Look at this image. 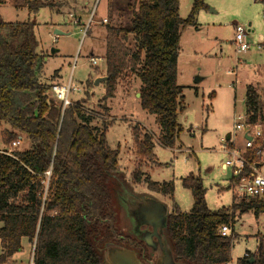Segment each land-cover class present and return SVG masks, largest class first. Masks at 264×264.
Masks as SVG:
<instances>
[{
    "label": "trees",
    "instance_id": "1",
    "mask_svg": "<svg viewBox=\"0 0 264 264\" xmlns=\"http://www.w3.org/2000/svg\"><path fill=\"white\" fill-rule=\"evenodd\" d=\"M5 2L0 0V5ZM56 2L14 0V5L34 15L43 8L55 9ZM205 8V0H195L190 16L183 20L179 0H135L129 5L130 20L125 25L113 23L115 11L111 10L110 22L104 25L108 80L98 111L92 113L87 112V91L65 109L51 97L53 80L60 78V72L55 71L50 82L42 80L35 24L30 20L7 23L0 16V122L13 130L3 136L9 148L0 151V264L23 251L24 239L35 244V264H101L110 243L136 251L144 264H154L145 242L117 226L111 189L124 194L120 152L108 145L110 125L105 123L99 130L92 125V115L108 113L106 103L114 99L119 81L132 76L141 82L142 109L156 117L159 142L175 148L183 131L178 115L185 110L183 87L177 83L181 35L187 27L196 26V16ZM246 116L250 124L264 125L259 96L252 87L246 92ZM132 133L137 159L132 169L134 182L146 183L150 191L173 198V183L142 180L141 170L156 158L154 136L142 134L139 126ZM21 135L30 148L13 150ZM246 159L256 161L254 152L248 150ZM182 183L192 193L193 208L184 213L175 205L164 227L175 262L230 264L232 237H222L220 229H233L236 213L264 214V198L237 200L234 196L230 208L211 211L200 176L190 174ZM237 264H264L263 241L256 256L239 259Z\"/></svg>",
    "mask_w": 264,
    "mask_h": 264
},
{
    "label": "rangeland",
    "instance_id": "2",
    "mask_svg": "<svg viewBox=\"0 0 264 264\" xmlns=\"http://www.w3.org/2000/svg\"><path fill=\"white\" fill-rule=\"evenodd\" d=\"M85 1L57 0L59 6L55 9L43 8L33 15L27 9H16L14 0H6L0 5V16L7 23L30 20L35 24L37 54L43 61L42 80L52 81L54 72L59 71L63 85L71 80L73 85L84 86L83 92L75 94L73 99L85 97L87 91L90 95L87 112L92 113L98 111L106 88L105 82L94 86L96 79L106 77L105 62L99 63L98 67H92L89 62L91 56H105L106 24L103 20L107 18L109 23V15L114 10L113 23L128 24V8L135 0H88L87 6ZM194 1L179 0V15L183 20L190 16ZM205 4L207 8L196 16V26L187 27L181 35L177 83L183 87L185 110L178 115L183 131L175 148L159 142L161 136L156 117L142 109L136 95L141 82L132 76L119 81L114 99L106 103L110 107L108 113L99 111L100 115H92V125L99 130L105 123L110 125L106 139L111 149L120 152L119 171L124 187L138 198L121 194L117 188L111 189L117 226L127 235L144 241L154 261L160 254V244L153 236V227L144 218L149 205L142 200L161 202L167 214L173 212L175 205L181 212L189 213L194 199L182 180L194 174L203 180L207 190L206 203L211 211L230 208L234 196L237 200L244 196L236 195L230 188L232 171L230 168L224 171L223 164L237 150L246 158L248 150H243L244 134L237 131L235 125L247 118L246 92L249 87L259 96L264 118V0H205ZM234 25L247 31L250 43L247 52H238L236 48ZM56 30L64 35H55ZM53 50L58 52L53 53ZM198 78H201L200 82H196ZM57 80H53L55 84ZM135 126H139L142 134L154 136L156 158L154 163L141 170L142 180L173 183V198L150 191L146 183L134 182L132 169L137 159L132 131ZM7 131L13 130L10 125L0 122V151L9 148L3 142ZM227 136L231 137L232 149L228 147ZM21 137L20 146L13 150L30 148L27 138ZM258 161L261 162L258 172L264 177V154ZM158 163L162 166L158 167ZM234 229L235 232L229 233L232 237L230 264H237L247 253L253 258L262 241L264 245V214L257 218L252 212L236 213ZM32 247L24 241L23 251L6 264H28Z\"/></svg>",
    "mask_w": 264,
    "mask_h": 264
},
{
    "label": "built area",
    "instance_id": "3",
    "mask_svg": "<svg viewBox=\"0 0 264 264\" xmlns=\"http://www.w3.org/2000/svg\"><path fill=\"white\" fill-rule=\"evenodd\" d=\"M108 20L104 19L103 24H107ZM235 39L234 43L238 52H247L250 48L248 41V34L244 27L234 25ZM89 62L92 67H98V64L105 62L102 57L91 56ZM81 86L73 85L71 80L67 85L55 84L50 90L52 97L67 108L74 103V95L81 92ZM237 131H242L245 138V149L254 152L256 161L249 162L239 150L232 154L230 160L226 161L224 171L228 168L232 171V179L230 181V188L236 192V195H241L248 198H264V177L258 172L260 162L258 158L264 154V126L260 123L250 124L248 118L241 123L235 125ZM21 139H19L13 148L20 146ZM225 149V148H224ZM50 176V172L47 173ZM232 229L228 226H223L220 229L222 237L230 236ZM31 255L28 264H35V244L31 248ZM249 257V253L245 255Z\"/></svg>",
    "mask_w": 264,
    "mask_h": 264
},
{
    "label": "water",
    "instance_id": "4",
    "mask_svg": "<svg viewBox=\"0 0 264 264\" xmlns=\"http://www.w3.org/2000/svg\"><path fill=\"white\" fill-rule=\"evenodd\" d=\"M55 35H64V33L56 30ZM53 53L58 52L53 50ZM108 76L98 78L94 82V86H99L100 83L106 82ZM201 78L196 79V82H200ZM140 97V94H138ZM230 140V136H227L226 141ZM125 195L136 198V195L131 191H128L123 187ZM148 203L147 209L144 211V218L146 219L148 225L153 227V236L159 241L160 244V254L157 256L154 264H174L175 260L172 255L171 247L164 234L165 221L167 216V209L165 206L153 199L142 200ZM146 244V243H145ZM147 245V244H146ZM253 261V259H252ZM101 264H144L138 258L136 251L128 249L126 247L116 245L113 243L107 244L105 246V252L103 253V261Z\"/></svg>",
    "mask_w": 264,
    "mask_h": 264
},
{
    "label": "crops",
    "instance_id": "5",
    "mask_svg": "<svg viewBox=\"0 0 264 264\" xmlns=\"http://www.w3.org/2000/svg\"><path fill=\"white\" fill-rule=\"evenodd\" d=\"M262 1V0H261ZM86 6L88 5V0H86L85 1V3H84ZM86 11V10H85ZM105 19H107V18H105ZM105 39H106V36H105ZM261 39H263V37H261ZM98 77H100V76H98ZM56 84H62V82H61V80H60V78L57 80V82H56ZM63 85V84H62ZM139 94V93H138ZM138 94H136L137 95V97H138ZM19 139H21V141H23V138L20 136V138ZM234 146V145H233ZM245 149V147H243V150ZM240 150H242V149H240ZM261 163V162H260ZM261 165V164H260ZM223 168H224V166H223ZM258 218V217H257ZM232 231L233 232H235V229H234V227H233V229H232ZM24 241H27V240H23V242H22V245H24ZM28 242V241H27ZM0 254H1V247H0ZM13 259V258H12Z\"/></svg>",
    "mask_w": 264,
    "mask_h": 264
}]
</instances>
